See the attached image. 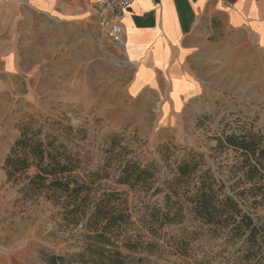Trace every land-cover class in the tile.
Listing matches in <instances>:
<instances>
[{
	"label": "rangeland",
	"instance_id": "1",
	"mask_svg": "<svg viewBox=\"0 0 264 264\" xmlns=\"http://www.w3.org/2000/svg\"><path fill=\"white\" fill-rule=\"evenodd\" d=\"M24 36L30 89L0 88V264H103L98 255L112 252L123 264H264L245 260L243 238L190 212L199 179L177 175L182 161L197 163V174L264 233L263 52L257 65L232 66L230 79L217 67L215 80L183 108L150 91L131 93L134 68L124 48L95 22L34 26ZM230 136L255 144V154L229 146ZM21 139L53 143L70 158L71 176L84 187L77 198L49 183L31 186L35 165L7 168ZM126 169L150 176L125 184ZM117 213L124 221L106 231L107 243L97 242L103 215Z\"/></svg>",
	"mask_w": 264,
	"mask_h": 264
},
{
	"label": "crops",
	"instance_id": "2",
	"mask_svg": "<svg viewBox=\"0 0 264 264\" xmlns=\"http://www.w3.org/2000/svg\"><path fill=\"white\" fill-rule=\"evenodd\" d=\"M88 21L97 24L91 0H3L0 88L13 95H22L25 84L30 89L25 32ZM120 23L126 32L122 47L134 68L131 93L150 91L176 107L201 94L217 67L230 79L232 66L257 65L259 51L264 53V0H135ZM249 54L257 58L249 60Z\"/></svg>",
	"mask_w": 264,
	"mask_h": 264
},
{
	"label": "trees",
	"instance_id": "3",
	"mask_svg": "<svg viewBox=\"0 0 264 264\" xmlns=\"http://www.w3.org/2000/svg\"><path fill=\"white\" fill-rule=\"evenodd\" d=\"M24 138V137H23ZM26 139V138H24ZM24 139L19 140L12 154L7 158V168L12 172L27 171L31 166L37 167V173L32 177L31 186L45 187L49 183L50 190H63L71 197L77 198L84 187L78 184L71 176L74 169L68 157H62L60 148L53 143L34 142L26 143ZM227 143L231 147L242 149L255 154L257 150L255 144L241 140L236 136L227 138ZM25 149V150H24ZM20 150V151H19ZM21 153V156L20 154ZM259 156H264V148L259 146ZM198 164L190 160H184L177 166L179 179L196 176L199 179V186L193 189L187 203L190 205V212L199 220L208 225L223 227L232 237L243 238L245 260L264 258V233L262 227L247 213H244L232 197L221 195L216 191L211 180L197 174ZM11 176V174H9ZM149 172L145 170L130 171L126 169L121 179L122 183L130 184L134 179L140 182L144 177H149ZM264 200V188L260 190ZM109 198L102 200L97 206L95 216L103 213V204L109 202ZM125 216L120 213L104 214L103 220L106 224L102 226V232L95 235L94 239L102 244L108 242L106 231L116 227L124 221ZM169 219V214H165ZM100 248H96L95 254H99ZM99 261L103 264H123L121 254L112 252L108 255L99 254ZM57 258H53L52 263H56ZM259 261V260H258ZM260 262V261H259Z\"/></svg>",
	"mask_w": 264,
	"mask_h": 264
},
{
	"label": "built area",
	"instance_id": "4",
	"mask_svg": "<svg viewBox=\"0 0 264 264\" xmlns=\"http://www.w3.org/2000/svg\"><path fill=\"white\" fill-rule=\"evenodd\" d=\"M74 2L78 0H63ZM95 6L97 25L104 35L114 45L122 47L126 37L125 29L120 23L125 10L135 0H91ZM159 3L160 0H152ZM3 0H0V4Z\"/></svg>",
	"mask_w": 264,
	"mask_h": 264
}]
</instances>
